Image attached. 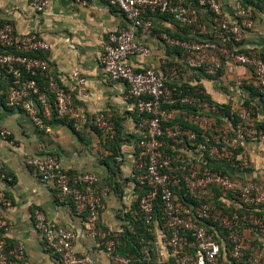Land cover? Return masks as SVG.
<instances>
[{"label":"built area","instance_id":"obj_1","mask_svg":"<svg viewBox=\"0 0 264 264\" xmlns=\"http://www.w3.org/2000/svg\"><path fill=\"white\" fill-rule=\"evenodd\" d=\"M104 1L120 9L126 19L124 26L109 31L100 66L110 80L127 83L126 98L134 101L140 133L136 143L140 156L137 184L145 190L138 210L141 218L147 224H159L162 219L170 256L178 264H264V182L250 176L253 163L245 152L247 142L264 139V130L252 127V111L247 105L235 123L225 118L227 124L218 127V120L213 117V113H220L218 105L199 87L186 86L185 77V73L218 77L226 66L242 65L251 70L247 86L264 100V58L254 51H236L206 38L209 26L189 0ZM254 1L264 9V0ZM29 2L40 13L49 5V0ZM197 2L216 16L215 28L235 45H242L247 31L255 24L256 5L242 6L241 17L234 22L224 17L221 0ZM156 15L171 16L196 39H182L162 31L158 34L160 40L166 47L181 51L182 63L165 59L161 70L153 64L137 69L130 58L152 54L140 37L154 34ZM50 49V43L37 34H18L11 22L0 26V85L1 81L9 85L6 103L28 113L36 124L44 125V115L53 112V98L59 119L68 117L85 124L86 112L76 105L73 92L51 71L44 56ZM72 76L81 92L86 93L87 78L78 71ZM235 113L231 111L232 116ZM181 117L202 129V141L196 143L199 134L176 122ZM95 123L110 137L117 128L116 121L104 113L96 115ZM10 135L7 128L0 129V139ZM168 139L177 153L165 152ZM213 160L230 163L236 172L212 169ZM26 163L42 181L54 183L62 197L70 199L76 211L87 217L99 251L114 264H134L133 255L118 252L119 233L98 230L109 185L98 187L95 173L72 175L55 155L28 156ZM0 177L12 180L6 173L1 172ZM8 204L0 192V264H21L26 261L24 247L9 249L7 242L11 225L2 207ZM34 215L36 229L53 254L66 264H93L88 254L75 251L77 236L73 230L50 221L40 208L35 209Z\"/></svg>","mask_w":264,"mask_h":264},{"label":"crops","instance_id":"obj_2","mask_svg":"<svg viewBox=\"0 0 264 264\" xmlns=\"http://www.w3.org/2000/svg\"><path fill=\"white\" fill-rule=\"evenodd\" d=\"M86 1L87 4L80 0H49L46 10L40 13L29 0H0V26L11 22L18 34H37L50 43L51 49L44 56L50 62L51 71L73 92L76 105L84 109L88 118L85 124L74 119L72 128L47 112L44 118L48 121H44V125L36 124L22 109L7 105L9 86L1 81L0 129L7 128L11 132L9 137L0 139V173L12 178L9 181L0 177V192L9 201L2 207L11 225L9 244L24 247L25 264H66L45 247L42 234L36 229L34 211L40 208L50 221L76 233V252L88 254L93 264H114L97 249V239L90 234L87 217L76 211L70 199L62 197L54 183L42 181L26 163L28 156L55 155L72 175L95 173L99 177L98 187L110 186L97 226L99 231L121 235L119 253L133 255L134 264H165L170 251L158 223L152 228L156 235L151 243L152 254L140 255L132 245L141 237L132 219L138 213L136 203L141 190L137 184L140 156L136 145L140 133L136 127L134 101L126 98L127 83L110 80L100 66L109 31L124 26L126 19L120 9L104 0ZM221 1L224 17L238 21L244 1ZM201 12L206 10L201 9ZM254 18L255 24L247 31L240 47L264 56V9H256ZM153 20L154 34L140 37L152 54L131 57V64L137 69L153 64L161 70L165 59L182 63L181 51L166 47L158 33L164 30L174 36L182 35L183 26L175 19L162 16ZM74 71L87 78L86 93L81 92L77 79L73 78ZM250 76L248 67L237 64L226 66L218 77L185 73L186 86L199 87L217 105H226L236 112L251 103L255 110L253 120L264 130V102L247 86ZM99 113L118 122V155H113L106 143V134L99 131L95 123ZM176 122L186 123L182 117ZM245 152L253 163L250 176L264 181V139L247 142ZM118 156L121 158L117 159ZM125 230L129 231L128 235Z\"/></svg>","mask_w":264,"mask_h":264},{"label":"trees","instance_id":"obj_3","mask_svg":"<svg viewBox=\"0 0 264 264\" xmlns=\"http://www.w3.org/2000/svg\"><path fill=\"white\" fill-rule=\"evenodd\" d=\"M244 1V5H249V4H254L256 5V9H263L262 7H260V5L258 3H256L254 0H243ZM189 4L194 6V7H197L199 10H200V14L202 16V19L208 24L209 26V34L206 35V38L208 39H211L213 41H217L221 44H226L227 46L231 47V48H234V50L236 51H242V50H246V49H243L240 47V45H235V43H233L231 40H229L227 38V35L223 34L221 30L215 28V25L217 24V18L216 16L211 13L210 11H207L203 14L201 12V8L199 5H198V2L197 0H189ZM161 15H156V16H153L154 17H159ZM163 18H166V19H174L172 18L171 16H168V15H163L162 16ZM181 29L184 31L182 35H175L176 37H179V38H182V39H187V40H194L196 39V37L194 38V36L188 31V29L186 27H181ZM154 31H155V27H154ZM162 31L164 30H161L158 34H160ZM186 34V35H185ZM174 35V34H173ZM185 35V36H184ZM173 50H178V48H172ZM256 53V52H255ZM258 56L260 57H263V55H260L259 53H256ZM224 71V70H223ZM222 71V72H223ZM221 72V73H222ZM3 83H6V86H9L7 82L3 81ZM41 83V81H40ZM252 91H254L256 94V90H254L253 88H251ZM52 98V97H51ZM263 100V99H262ZM264 102V100H263ZM50 104H51V108H52V114H53V117L54 118H57V112L55 110V106H54V102H53V98L50 100ZM249 105V103H248ZM218 109H219V112L220 113H213V117L217 118L218 121H220L222 118L223 119H228V120H232L233 123H235L237 121V119L239 118V114H234V116H232L231 114V109H229L226 105L224 106H221V105H218ZM40 110H41V113H44V107L41 105L40 106ZM63 122H66L67 124H69V126H72V128H74V120L73 119H70L68 117L66 118H63L61 119ZM136 120L137 117H136ZM44 121H48L46 118H44ZM116 124H117V128H116V131L114 133L113 136H107L106 137V143L108 145V148H111L113 150V155H118L120 153V150H119V141H118V122L116 121ZM187 127L191 128L193 126V130L196 131L199 136H198V140L196 141L199 142V141H202L203 138L201 136V131L202 129L195 126V125H192L191 123H188L186 122L185 123ZM191 124V125H190ZM257 129L259 130H263L261 129L260 127H256ZM99 131L103 132L100 128H98ZM192 129V128H191ZM173 145V142L171 140H166V144H165V152L168 153V154H174V153H177L175 152V150L173 149L172 147ZM38 155H41V154H38ZM210 167L212 169H215V170H221L223 172H229V173H232L234 174L236 172V168L234 166H232L230 163H226L224 161H214L213 160V163L210 164ZM145 191V190H144ZM144 191L140 190V196L138 198V201L136 203V208L137 210H139V206H140V197L143 195ZM134 215V214H133ZM133 221H134V226H135V229L140 233L141 237L138 238V240H135V242H132L133 244V247H134V251L140 255H142L144 253V255H150L152 254V241L155 240V231H152V228H154L153 224H147L145 223V221L141 218L140 216V213H136V215L133 216ZM159 225L160 227L163 226V222H162V219L159 218ZM128 232L127 230H125V234L128 235ZM8 242V245H9V249H12L14 248L13 246H10L9 244V240H7ZM144 248H147V251L144 252ZM21 264H25L24 261L21 262ZM165 264H178L177 261H176V258L175 257H171L166 261ZM237 264V263H236Z\"/></svg>","mask_w":264,"mask_h":264},{"label":"rangeland","instance_id":"obj_4","mask_svg":"<svg viewBox=\"0 0 264 264\" xmlns=\"http://www.w3.org/2000/svg\"><path fill=\"white\" fill-rule=\"evenodd\" d=\"M192 75V74H191ZM247 107L252 111V127L253 128H256L257 126H256V124H255V122H254V120H253V116H254V114H255V111L253 110V106H252V104L250 103L249 105H247ZM240 111H241V109L240 108H238L237 110H236V113L238 114V113H240ZM227 124V120H224V119H221L220 121H218L217 122V125H218V127H220V126H222V125H226ZM215 133V132H214ZM214 133H212V134H214ZM264 182V181H263Z\"/></svg>","mask_w":264,"mask_h":264}]
</instances>
